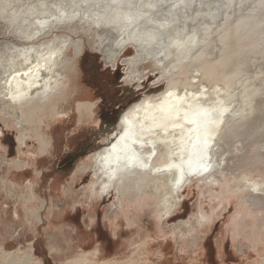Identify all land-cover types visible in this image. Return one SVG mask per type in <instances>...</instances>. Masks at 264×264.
Segmentation results:
<instances>
[{
  "label": "rangeland",
  "instance_id": "374dc122",
  "mask_svg": "<svg viewBox=\"0 0 264 264\" xmlns=\"http://www.w3.org/2000/svg\"><path fill=\"white\" fill-rule=\"evenodd\" d=\"M127 15L162 25H146L142 47L120 34ZM189 34V70L215 68L212 82H229L239 110L220 136L212 185L191 179L167 218L164 192L147 199L94 182L90 155L116 127L103 124V97L81 59L95 52L105 71L120 69V91L133 96L116 108L119 120L165 87L162 67L180 61L173 41ZM27 46L58 48L66 63L35 114L0 103V254L14 257L32 241L42 264H73L83 253L95 264H264V207L250 204L242 181L264 180V0H0L1 66L17 64ZM37 135L50 139L47 153Z\"/></svg>",
  "mask_w": 264,
  "mask_h": 264
},
{
  "label": "bare ground",
  "instance_id": "6f19581e",
  "mask_svg": "<svg viewBox=\"0 0 264 264\" xmlns=\"http://www.w3.org/2000/svg\"><path fill=\"white\" fill-rule=\"evenodd\" d=\"M139 17L127 15L121 24L120 34L127 42L135 41L142 46L146 25L161 27L162 24H152L144 16ZM122 27L125 29L122 30ZM195 37L196 34H189L173 41V49L180 61L162 67V76L167 79L165 87L132 102L121 113L114 125L116 128L103 138L102 146L90 155L89 170L96 177V184L103 178L99 185L109 192L113 189L118 193L133 191L147 199L164 192L161 205L169 214L167 218L172 217L175 208L184 201L183 193L190 180L194 179L192 171L200 173L209 168L210 171L203 177L195 179L203 185H212L218 172L215 153L219 150V139L239 110L235 104L236 92L227 90L231 86L229 82H212L217 73L215 68L206 66L189 70L185 59L194 49ZM44 49L35 51L34 46L22 47L18 49L20 58L17 64H0V103L7 106L9 112L20 114L23 109L26 114H35L45 93L49 90L56 92L61 85L60 77L66 61L58 54L60 49ZM33 51L36 55L32 54ZM133 74L135 76L136 73ZM246 95L244 92L242 97ZM36 124L40 127L43 121L38 119ZM38 137L41 152L47 153L50 139ZM131 138L142 142L145 154L151 150L149 143L155 146L158 155L150 169L144 167L148 165L144 159L140 165L137 164L138 148L131 143ZM207 146H210L212 158L200 160ZM139 149L142 150L141 147ZM195 149L197 153L188 156V152ZM130 163L133 165L130 166ZM19 165L23 167L25 163ZM242 181L247 182L250 204L264 207V180L244 174ZM196 221L199 224L202 220L198 218ZM179 222L185 223L186 227L190 224V220ZM14 252L2 247L0 257L4 264H42L41 259H35L32 241L18 251L22 255L17 252L12 257ZM83 254L75 258L73 264H95L86 253ZM107 262L117 264L119 261L109 259Z\"/></svg>",
  "mask_w": 264,
  "mask_h": 264
},
{
  "label": "flooded vegetation",
  "instance_id": "af4514ba",
  "mask_svg": "<svg viewBox=\"0 0 264 264\" xmlns=\"http://www.w3.org/2000/svg\"><path fill=\"white\" fill-rule=\"evenodd\" d=\"M89 54L91 55L88 56ZM98 56L99 55L95 52H84L81 60L85 62L88 73L91 75L90 84H92L96 92L103 97V104L100 107L102 122L107 126H111L115 125L118 119L116 116L118 110H116V108L121 106L126 100L129 102L133 94L127 91L122 95V91H120L119 88L122 83L118 81L122 76L120 69L118 66L114 68L109 66L112 70L105 71L107 66L105 65L104 68L100 67V64L97 62Z\"/></svg>",
  "mask_w": 264,
  "mask_h": 264
},
{
  "label": "trees",
  "instance_id": "16d2710c",
  "mask_svg": "<svg viewBox=\"0 0 264 264\" xmlns=\"http://www.w3.org/2000/svg\"><path fill=\"white\" fill-rule=\"evenodd\" d=\"M12 149H13V146H12ZM73 155V153L72 154H67L63 159H62V166H67L70 162L69 161H71V156ZM69 167V166H68Z\"/></svg>",
  "mask_w": 264,
  "mask_h": 264
},
{
  "label": "water",
  "instance_id": "95a60500",
  "mask_svg": "<svg viewBox=\"0 0 264 264\" xmlns=\"http://www.w3.org/2000/svg\"><path fill=\"white\" fill-rule=\"evenodd\" d=\"M158 87H161V85L157 86L156 88H158ZM117 122H118V120H117ZM117 122H116V123H117Z\"/></svg>",
  "mask_w": 264,
  "mask_h": 264
}]
</instances>
